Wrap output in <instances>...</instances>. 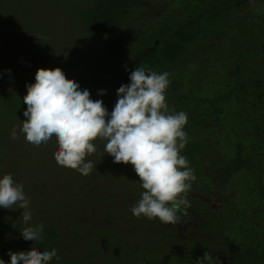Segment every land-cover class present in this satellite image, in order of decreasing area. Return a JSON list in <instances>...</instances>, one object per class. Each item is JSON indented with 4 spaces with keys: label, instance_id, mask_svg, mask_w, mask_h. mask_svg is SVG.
<instances>
[{
    "label": "trees",
    "instance_id": "trees-1",
    "mask_svg": "<svg viewBox=\"0 0 264 264\" xmlns=\"http://www.w3.org/2000/svg\"><path fill=\"white\" fill-rule=\"evenodd\" d=\"M250 3L264 10V0H93L86 9L84 23L107 37L94 59L99 79L88 89L91 98L110 114L117 89L143 67L170 74L169 110L188 116L181 154L196 176L187 194L188 222L135 217L142 187L127 201L129 216L147 229L145 264H196L208 251L220 264H264V13L255 9L251 23L245 21ZM25 227L0 212L5 264L9 251L33 247L57 250L60 259L49 264H78L60 248L53 225H44L41 243L25 241Z\"/></svg>",
    "mask_w": 264,
    "mask_h": 264
},
{
    "label": "rangeland",
    "instance_id": "rangeland-1",
    "mask_svg": "<svg viewBox=\"0 0 264 264\" xmlns=\"http://www.w3.org/2000/svg\"><path fill=\"white\" fill-rule=\"evenodd\" d=\"M92 1L0 0V179L11 173L24 185L32 220L23 223L24 210L18 205L0 212L24 226L53 225L60 248L75 263L145 264L146 226L128 214L127 201L141 188L132 165L114 163L105 151L106 141L97 139L93 142L97 151L86 157L94 168L85 177L58 165L55 137L38 147L19 131V138L11 139L13 127L19 129L27 119L26 84L35 83L38 69L60 68L81 89L95 90L99 76L94 59L107 37L84 23ZM255 9L264 13L250 3L243 13L248 23ZM112 191L121 203L112 200ZM103 235L108 236L107 243L101 240Z\"/></svg>",
    "mask_w": 264,
    "mask_h": 264
},
{
    "label": "clouds",
    "instance_id": "clouds-1",
    "mask_svg": "<svg viewBox=\"0 0 264 264\" xmlns=\"http://www.w3.org/2000/svg\"><path fill=\"white\" fill-rule=\"evenodd\" d=\"M169 73L132 71L130 84L117 89V102L109 114L103 101L92 99L89 90L81 89L76 80H69L60 68L38 69L35 83L27 85L23 103L26 121L13 127L11 139L23 133L34 146L47 144L53 137L58 142L54 158L59 166L76 170L87 177L94 164L86 157L97 149V139L106 141L105 151L116 164L132 165L139 177L141 198L131 211L137 218L159 219L166 225L187 223L191 206L187 194L196 180L187 158L181 154L189 138L184 128L188 122L185 112L169 110L166 90ZM103 91L100 95H104ZM31 201L24 185L14 181L11 173L0 179V208L23 209L22 221L29 225ZM44 225L26 226L21 235L25 241L41 243ZM10 264H49L59 260L57 250L41 252L33 247L24 252L9 251ZM217 261L208 251L196 264ZM0 264H5L0 259Z\"/></svg>",
    "mask_w": 264,
    "mask_h": 264
}]
</instances>
